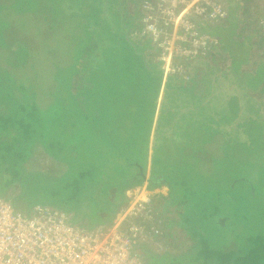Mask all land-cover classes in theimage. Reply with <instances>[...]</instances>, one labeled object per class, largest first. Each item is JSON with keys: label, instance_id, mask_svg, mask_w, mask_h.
<instances>
[{"label": "trees", "instance_id": "16d2710c", "mask_svg": "<svg viewBox=\"0 0 264 264\" xmlns=\"http://www.w3.org/2000/svg\"><path fill=\"white\" fill-rule=\"evenodd\" d=\"M243 1L245 5H242V7L247 10V3L252 2V0ZM98 2V0H89L88 5L92 7L93 5H97ZM115 6L119 7L120 5L118 3L115 4ZM85 7L86 6H84V9ZM229 9L231 10L230 4ZM125 11L122 10L120 15V31L118 27L114 31L117 37H113L115 38L113 39L115 48H112L111 44L109 46L104 44L103 40L106 39V36L110 37L107 34L104 39L102 37V39L99 38L94 52L88 50L87 46H89L88 44L92 38H87V41L76 51L75 60L69 59V52L66 51V57L62 61L58 62L56 58L50 57L49 60H52L50 63L53 66L50 76L52 82L49 85H44L46 88L45 90L41 87V84H39L40 65H42V60L45 59L43 58L41 60V55L48 48L52 49V54L49 56L57 54V51L53 50L52 43H49L48 47L43 50L42 46L45 44V41L38 32L34 34L35 39H33L36 43V48H33L32 52H29L30 54L25 50L23 53L16 52L17 54L11 57L15 67L11 68L13 72L9 73L3 70L4 64L1 63L0 158L3 159V164L0 170L2 176L0 182L4 184L5 192L0 195L9 198L10 195L7 194L6 190L12 183L22 178L21 164L31 156L30 154L33 152L32 149L34 146L41 147L44 152L48 154L50 159L64 166L63 173H61L57 179H53L47 173H42L39 170L27 171L26 178L23 176L25 178L22 181L23 191H19L17 194L13 195L12 200L9 198L14 208L21 213L29 214L32 207L37 204H43L64 211L68 214L70 222L82 224L87 228L109 225L116 212L125 205V191L145 180L149 131L154 118V108L160 88L162 69L160 62L156 60H153V63L145 62L141 54L138 53L140 47L133 46L132 42L129 40L127 34L130 26L126 22L127 17ZM68 16H71V14ZM133 17L134 15L127 21L131 22ZM250 18L249 15H246L244 18H241L240 22H242V24L250 23ZM238 25L240 24H236V22L232 25V21L228 19L225 24L220 27L221 35L216 31L211 32V34L217 35L220 40L219 49L223 48L226 40L224 31L229 30V27L233 26H236L237 29ZM248 29L249 27L244 30L245 33ZM217 30L219 29L217 28ZM99 32L101 31L97 33ZM236 33L237 31L235 32L232 30L233 35ZM228 38H230V36ZM235 40L236 39L233 41L237 44L238 41ZM253 41L255 45H261V42H257L258 40L253 39ZM122 43H127L132 46L137 51V54L133 53L130 47H128V50L139 57L140 63L138 64H140L147 73L151 74V76L157 74L156 77L158 78L154 99H152V104L150 106L151 108L146 113V116H144V121H138L136 123L138 128L144 127V129L140 136L138 133H135L131 142L123 140V134H121L122 132L119 134V132L115 130L117 128L116 126H112L109 129H107L109 125H106V128L103 127L104 124L112 120L111 115H113L108 114L109 105L106 100V93L99 96L96 100H94V96H92V93L97 89L96 87L99 86L98 83L101 84L102 80L100 76L104 75L106 72L105 68L99 65H110L112 63L117 65L116 69L113 68L115 75L112 76V81L116 80V83L117 81L119 82L118 78L120 77V73L125 75L137 71L136 62L131 64L124 56L121 57V64L119 56L114 57L112 50L118 49ZM247 45L249 46L250 43ZM226 48L231 50L228 47ZM262 49L263 52L260 55L262 59L255 68L250 69L242 67L243 62L240 60L241 58H236L232 55L234 57H231V62L227 63V65H223L222 68L210 66L209 71L198 74L197 78H200L205 83L204 95L203 91L200 92L193 88L194 86L191 85L193 82L189 84L190 79H188L185 84H180L176 83L171 76L166 77L154 124V135L151 143L150 166L147 180L150 187H158L162 184L168 187L169 192L167 195L169 203H171L173 208H176L173 203H178L180 205L184 204L185 206L188 205L187 202L189 201L184 195L183 198L176 196L174 187L184 193L187 189L179 187L176 181L168 177L170 174L165 169V167H167V161L165 162L163 154L159 152V149L161 145L166 143L167 138L169 139L171 135L180 134L182 130L186 136L183 138L189 140L188 137H192L189 133L192 126L195 133L199 132L197 135L198 137L201 133L212 138L224 134L226 138L230 139L227 142L229 144L225 150V158L216 162L210 159V167L214 162V165L218 166L222 161H236V165L243 168V172L232 176L235 178V185H242L239 191L243 197H229V201H232L231 205L238 202L241 205L242 201V216L253 223L254 219L251 218H256L255 211L263 213L260 208L256 207L250 210L245 207L249 202L248 198L251 195V189L252 192H255V190L257 192V186L254 180H249V177L253 174H257L258 178H264V159L255 162L254 167H252L251 160L247 158V156L251 154V156H255L257 153L264 154V102L253 96V92L264 82V48ZM1 61L2 59L0 62ZM243 61L249 62V53ZM25 63L29 69L31 68L37 71L36 75L38 74L36 77L32 78L31 84H29L28 81L25 82V79L20 80L19 78H15V82L11 83L7 78H4L5 73H15L18 77H25L27 73L25 72L27 68L23 65ZM69 64L72 65V68L68 76L62 77V72L67 71L65 68L69 67ZM18 67L19 69H17ZM76 76H80L81 85H78L75 90L74 81ZM194 78L193 76L191 81ZM167 90L171 92L170 94L168 93L169 95H165ZM41 91L47 96H51L48 103L52 102L55 104L56 100L61 99L60 106L58 107L55 105L57 111L49 110L48 107H46L48 110L45 112L46 110L43 109V101L37 99ZM67 95H69V100L66 99ZM170 96L171 98H178L180 103L177 105L172 99L169 100ZM233 98H236L235 105H238L235 110L230 106ZM69 101L71 102L70 107L67 106V102ZM90 105H93V107L91 108ZM212 108L213 111L217 112V115L214 114L215 117L211 111ZM68 112L76 113L75 121L70 120ZM253 115L258 119L259 124L256 125L253 122L252 127L249 128ZM47 116L60 117V120L54 121ZM252 120H254V118ZM221 121L225 123L221 124ZM93 131L98 132L100 136H94ZM110 131L113 132L111 133ZM218 131L221 132L219 133ZM111 135H117L118 139L110 140ZM157 142L161 144L159 148H156ZM199 142V140H192V142L188 144L192 145L196 143L197 145ZM205 143H202L203 147L201 151ZM126 144L131 146L130 150ZM211 145L215 144L212 142ZM252 146L256 151L251 150L250 147ZM207 147L208 145L205 146L203 156H205L208 151ZM234 147H236L235 153L238 154L236 158L232 157V154H234ZM135 148L136 150L138 149L139 152L138 155L134 156L135 153L133 152L136 151ZM223 149L224 147H222V150ZM218 151H221V148H218ZM9 156L15 157L11 158ZM181 157L184 158V156ZM206 159L208 161L207 157ZM4 164L8 166L5 167ZM206 164L209 166L208 163ZM167 168L170 169L169 166ZM251 168H255V172L246 174V171H249ZM47 170H49V168L43 171ZM214 175H217V173H214ZM207 178L210 179L209 177ZM35 180H39L45 185H61L64 183L62 186H59L63 192H57L56 198L58 201H54V203L50 205L44 202H38L37 199H32L28 209H24L25 207L17 204L16 199L25 192L26 186ZM180 181L184 183V181ZM224 193L226 192L213 193L208 188L199 192L202 199H195V203L193 204L191 201L189 205L191 208L186 216L184 214L186 210H183L181 207L182 211L179 213V219L176 221L175 226L184 225L183 227L187 228V233L192 239V244L188 246L189 249L187 251H184L180 256L176 253L172 254L167 250L157 252L151 248L150 245L141 242L138 243L135 249L142 256L143 264H264V233L258 230L254 232L247 231L238 237V241L233 239L229 240L222 247L215 246V240H213V244L210 243L205 238V233L202 232L199 226L202 222V217L199 216L198 211H194L192 215L189 214L192 208L196 209V207L199 206L201 207L200 210L203 217H206L204 213L210 216L215 215L214 211H216V204L220 201H228L225 197L228 194ZM184 199L185 203L183 201ZM204 200L206 202H204ZM99 204L100 206H98ZM206 206L209 212L205 209ZM92 207L96 208L90 211L89 209ZM181 208L177 209L179 210ZM168 214H170V212ZM168 216L169 215H167V217ZM247 219H245V221ZM243 223L246 224V222ZM162 224L163 222L160 221V229L164 231V237L170 239L173 233L169 231V229L173 224L165 223V227H163ZM155 237L160 238L158 235H155ZM210 241L212 242V240Z\"/></svg>", "mask_w": 264, "mask_h": 264}, {"label": "rangeland", "instance_id": "374dc122", "mask_svg": "<svg viewBox=\"0 0 264 264\" xmlns=\"http://www.w3.org/2000/svg\"><path fill=\"white\" fill-rule=\"evenodd\" d=\"M88 1L89 0H0V60L2 59L0 65L1 63L4 64L3 70H6L9 73L13 72L11 68L15 67L13 61L11 60V57L17 54L16 52L23 53L26 50L27 53H31L32 49L36 48V43L33 41V39H35L34 34L38 32V34L42 36L45 41V44L42 46L43 50L48 47L49 43H52L53 50L57 51V54L49 56L50 54H52V49L48 48L41 55V60L43 58L45 59L42 60V65H40L39 84H41V87L45 90L46 88L44 85H49L52 82L50 76L52 74L51 72L53 70V66L50 63V61H52L51 59L49 60L50 57L56 58L58 62L62 61L66 57V51L69 52L68 58L75 60L76 51L87 41V38H92L90 43L88 44L89 46L87 47L90 52H94V50H96V45L99 41V38L104 39L107 34L110 37L106 36V39L103 40L104 44L108 46L111 44V47L115 48L113 39L117 37L114 34V31L117 29V27L120 31V15L122 13V10L125 11V9L127 20H129L134 15L131 22L126 20V22L130 26L128 28L127 34L129 40L132 42L133 46H136L138 48L140 47V50L137 48L136 49L139 50L138 53L141 54L145 62L153 63V60H156L157 51L153 49V46L149 45V37L147 36V33H141V28L143 27V20L145 15L148 14L150 8L153 7V4H155L157 0H98L99 2L97 3V5H93L92 7L91 5H88ZM224 1L227 2L228 8L230 4L231 10L229 9L228 19L232 21V25H234L235 22L236 24H240L238 25L237 29L236 26L229 27L230 29L228 28L229 30L232 29L235 32L237 31L234 36L232 35L233 38L230 37L227 39V45L224 42V45L231 50H228L223 45L222 49L214 50V52H212V54L210 55L195 58L191 63L187 65V67L184 64V61H176L175 65L177 66V69L171 75L176 83L185 84L188 79H190L191 81L192 77L194 76L195 78L191 82L189 81V84L193 82L191 84L194 86L193 88L197 89V91H200L199 88L201 89V86L205 87V84L200 78L198 79L197 76L198 74L206 73L207 71H209L210 66L222 68L223 65H227V63H230L232 59L231 57L234 56L236 58H241L240 60H242L243 62L242 67L250 69L255 68L258 62L261 61L262 57L260 55L263 52L262 48H264V43L262 42V40H264V35L263 31L258 25L257 19L260 15H262L264 11V0H252V2L247 3V10L242 7V5H245L243 0ZM168 2L170 3L172 2V0H168ZM118 3L120 5V8L115 6V4ZM84 6H86L85 9ZM69 14H71V16H68ZM246 15H249L251 17L250 23L242 24V22H240L241 18H244ZM248 27L249 29L245 33L244 30H246ZM218 29L219 30H217L216 27L206 28L204 26H201L200 28L201 31L208 34L212 31H216L220 34L221 28L219 27ZM98 31L101 32L97 33ZM234 39H236L235 41H238L237 44L233 41ZM253 39L258 40L257 42H261V45H255ZM248 43H250L249 46L247 45ZM128 47H130V50H133V53L137 52L132 46L128 45L127 43L120 44L118 49H113L112 52L114 54V57L119 56L121 64V57L124 56L126 57V60L129 61V63L133 64L134 62H136L137 71L125 75H122L120 73V77L118 78L119 82L117 81L116 83V80L112 81V76L115 75L113 72V68L116 69L117 65L115 63H112L110 65H99L100 67H104L106 72L104 75L100 76V79L102 80L101 84L97 82L99 86L96 87L97 89L92 93V96H94V100H96L99 96H102V94L106 93V100L109 105L108 114L113 115H111L112 120L104 124L103 127L106 128V125H109V127L107 128L109 129L112 126H116L117 128L115 130H117L119 134L120 132H122L121 134H123V140L131 142L134 138L133 135H135V133H138L140 136L144 129V127L138 128L136 123L138 121H144V116H146V113L151 108L150 106L152 104V99H154V92L156 89L158 78L156 77L157 74L151 76V74L147 73V71H145V69L140 64H138L140 63L139 57L131 53L130 50H128ZM248 53L249 62H245L243 60H245V57ZM170 60L174 63L173 58H171ZM23 65L25 68H27V70L25 71L27 72L25 74V77H18V75L15 73H5L4 78H7L11 83L15 82V78H19L20 80L25 79V82L28 81L29 84H31L32 78L38 75H36L37 71L31 68L29 69L26 66V63ZM71 68L72 65L69 64V67L65 68V70L67 71L62 72V77H67ZM17 69H19V67ZM80 76L75 77V90L78 85H81ZM101 89H103L104 91ZM57 92L59 93L58 90ZM57 92L55 93L58 94ZM62 92L66 93L64 91ZM168 93L170 94L171 92L167 90L165 92V95H167ZM253 94L256 99H261L264 102V82L263 84H260L258 86L257 90L253 92ZM68 96L69 95L66 96L67 100H69ZM50 98L51 96H47L45 93H43V91H41V94H39L37 97L39 101H43V109L46 110L45 112H47L48 109L57 111L55 105L58 107L60 106L61 99L56 100L54 104L52 102L48 103ZM170 99H172L177 105L180 103L178 98H171L170 96L169 100ZM235 102L236 98H233L230 105L233 110H235L236 106H238L235 105ZM67 106H71L70 101L67 102ZM90 106L91 108L93 107V105ZM46 107H48V109ZM211 111L213 113V116L214 114L217 115V112L213 111V108L211 109ZM68 115L70 116V120H76V113L68 112ZM47 117L51 118L54 121L60 120V117ZM253 118L254 120H252ZM253 118L251 119L252 122L249 125V128L252 127L253 122L256 125L259 124V121L255 117V115H253ZM220 123L224 124L225 122L221 121ZM190 129L191 131L189 133L190 135H192V137H188L189 140L191 139L190 141L183 138L185 135L184 131L182 130L180 134L176 133L177 135H171L169 139L167 138L164 145H161L158 142V144L156 145V148H159L161 145L159 152H162L165 162L167 161L166 165L170 168L168 169L167 167H165V169L170 174L168 175V177H170L171 180L176 181V183L179 184V187L187 189L188 193L190 194H188L186 190L185 193L180 192L176 187H174V189L176 190V196H178L179 198H183L184 195L185 198L189 201L187 202L188 205L185 206L184 204H174L172 201L173 205L176 207L173 208L171 206V203H169V198H167L168 195L166 194L164 196V194H162L165 190V188L162 187L166 185L162 184L158 186V194L153 197V208L155 209V214H157L156 216L154 215V218H156V220L154 221V226H159L160 221L163 222V227H165V223L173 224V226H171V228L169 229V231H172L173 234L171 235L170 239L164 237V231L161 229L158 234L160 238L155 237V235L152 236L150 246L157 252L167 250L172 254H179V256L182 255L184 251H187L189 249L188 246L192 244V239L187 233V228L183 227L184 225L175 226V224L179 219V213L180 211H182V208L183 210H186V212L184 213L186 216L188 215V211L191 208V206H189L191 204V201L193 204L195 203V199H202V197L199 195V192H202L204 189L208 188L213 193L226 192L224 194H228L227 196H225L227 199L229 197H243V195H241L239 191L242 185H235L234 183V176L242 173L243 168H240L238 165H236V161L231 160L227 162L222 161L218 166L214 165L216 161L225 158V150L229 144L227 142L230 139L226 138L224 134L219 137L212 138L201 133L198 137L197 135L199 132L195 133L192 126ZM93 132L94 136H100L98 135V132ZM110 132L112 133L113 131ZM218 132L220 133L221 131ZM117 139V135L110 136V140ZM192 140H199L200 142L197 145L196 143L189 145L188 143L192 142ZM212 142L215 145H211ZM202 143H205V145L201 151V148L203 147ZM206 145H208V151H211H207L206 155L203 156ZM126 146L129 150L131 149L130 145L126 144ZM222 147H224L223 150ZM218 148H221V151H218ZM250 148L251 150H255L253 146ZM32 151L33 152L30 154L31 156L21 164V175L25 177L27 175V171L39 170L42 173H47L53 179H57L61 175V173H63L64 166L59 165L55 161L50 159L48 157V154L45 153L41 147L34 146ZM138 152V149L133 152L135 153L134 156L138 155ZM235 152L236 147L233 148L234 154H232V157L236 158V155L238 154H236ZM251 155H248L247 158L251 160L252 167H254L255 162L262 161V159H264L263 153H257L255 156ZM181 156H184V158H182ZM9 157L12 158L13 156ZM206 157L208 158V161ZM210 159L215 161L213 164H211V167L209 161ZM206 163H208L209 166ZM2 164L3 159L0 158V170ZM7 166L8 165H6L5 167ZM48 168L49 170L43 171ZM253 172H255V168H251L249 171L247 170L246 174H252ZM214 173H217V175H214ZM23 176L21 179H18L17 181L12 183L6 190L7 194L10 195L9 198L11 200L13 199V195L17 194L19 191H23L22 181L26 178H24ZM207 177H209L210 179H208ZM1 178L2 176L0 174V180H2ZM250 179L251 181L254 180V183L257 186V192L256 190L255 192H252L251 189L250 197L246 196L249 197V202L247 203V205H245V207L249 208L250 210L257 207L260 208L264 213V178H258L257 174H253L249 177V180ZM180 180L184 181V183ZM31 183L26 186L25 192L19 197L20 199H16L17 204L25 207L24 209H28L32 199H37L38 202H44L46 204L52 205L54 201H58L56 198L57 192H63V190H61L59 186H62L64 183H62L61 185H45L39 180H35ZM4 192V184L0 182V194H3ZM229 200L230 199H228V201L225 200L223 202H218L215 207L216 211H214L215 215L213 216L202 212L206 215V217H203L200 210L201 207L199 206H197L196 209L192 208L189 213L192 215L194 211H198L199 216L202 217V222L199 226L201 227L202 232L205 233V238L210 243L213 244V240H215L216 244L214 245L222 247L229 240L236 239L238 241V237H240L242 233H245L247 231L254 232L255 230H258L264 233V215L262 212L260 213L259 211H255L256 218H251L254 219L253 223L247 218H243L241 207V205H243L242 201L241 205L239 202L231 205L232 201ZM183 201L185 203V199ZM204 202L206 201L204 200ZM98 206H100V204ZM95 208L96 207H92L89 210L91 211ZM177 208L181 209L178 210ZM205 209H207V212H209L207 206L205 207ZM169 212L170 214H168ZM167 215L169 216L167 217ZM186 218L190 219L189 217ZM242 219L243 222H246V224L242 222ZM245 219L247 220L245 221ZM209 222L212 224H210ZM210 240H212V242Z\"/></svg>", "mask_w": 264, "mask_h": 264}, {"label": "built area", "instance_id": "2783aa9c", "mask_svg": "<svg viewBox=\"0 0 264 264\" xmlns=\"http://www.w3.org/2000/svg\"><path fill=\"white\" fill-rule=\"evenodd\" d=\"M228 17L224 0L153 4L141 33H147L149 45L157 51L164 82L177 69L176 61H184L187 67L195 58L220 50L218 36L200 28H219ZM257 21L264 35V11ZM156 194L158 187H150L146 177L125 191V205L109 225L91 228L70 222L67 213L48 205L37 204L23 214L0 195V264H143L136 246L150 245L161 230L160 225L154 226Z\"/></svg>", "mask_w": 264, "mask_h": 264}, {"label": "crops", "instance_id": "0c3cea01", "mask_svg": "<svg viewBox=\"0 0 264 264\" xmlns=\"http://www.w3.org/2000/svg\"><path fill=\"white\" fill-rule=\"evenodd\" d=\"M221 33V32H220ZM221 35V34H220ZM224 35H225V43H226V45H227V43H228V41H227V39H228V37L230 36L231 38H233L232 37V30H225L224 31ZM235 35V34H234ZM233 35V36H234ZM204 83V82H203ZM205 84V83H204ZM164 85V79H163V77L161 78V83H160V88H159V92H158V95H157V97H156V104H155V110H154V118H153V120H152V124H151V127H150V131H149V138H148V149H147V151H148V157H147V162H146V171H145V177H148V175H149V166H150V153H151V143H152V140H153V135H154V124H155V119H156V116H157V111H158V108H159V103H160V100H161V96H162V90H163V86ZM199 90L202 92L203 91V95H204V87L203 86H201V89L199 88ZM205 105V104H204ZM164 185V184H163ZM162 188H165V190L163 191L164 193H162V194H164V196L166 195V194H168V192H169V189H168V187L167 186H164V187H162ZM162 191V190H161ZM168 198V197H167ZM49 206V205H48ZM51 207V206H50Z\"/></svg>", "mask_w": 264, "mask_h": 264}, {"label": "clouds", "instance_id": "9594fccd", "mask_svg": "<svg viewBox=\"0 0 264 264\" xmlns=\"http://www.w3.org/2000/svg\"><path fill=\"white\" fill-rule=\"evenodd\" d=\"M146 178V177H145ZM148 178V177H147Z\"/></svg>", "mask_w": 264, "mask_h": 264}]
</instances>
